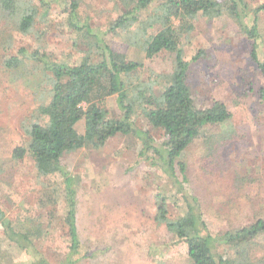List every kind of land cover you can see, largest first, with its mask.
Wrapping results in <instances>:
<instances>
[{
    "label": "rangeland",
    "instance_id": "rangeland-1",
    "mask_svg": "<svg viewBox=\"0 0 264 264\" xmlns=\"http://www.w3.org/2000/svg\"><path fill=\"white\" fill-rule=\"evenodd\" d=\"M32 1L40 5L39 0ZM72 1L47 0V15L37 19L29 35L14 29L13 54L25 48L47 54L50 61L76 63L74 43L80 35L68 26L65 10ZM163 1L155 0L152 8ZM244 1L251 9L264 5V0ZM45 11L41 9V14ZM78 13L81 23L100 33L114 51L142 64L136 83L158 81L163 86L173 74L174 54L164 52L147 59L143 50L130 45L128 33L111 31L120 16L115 0H79ZM148 16L144 13L141 21ZM247 21L250 27L257 22V44L228 15L214 19L199 15L193 32L181 39L187 61L203 53L198 62H192L189 79L196 106L208 108L219 101L233 115L223 125L205 128L182 157L189 180L183 190L198 199L203 220L215 237L264 219V79L252 57L255 47L258 60L264 63V12ZM3 56L8 53L0 51V207L16 233L30 234L37 254L24 251L0 224V264L43 259L46 264H64L69 251L64 178L60 174L42 178L29 159H13L14 150L29 143L24 124L35 121L42 93L34 96L23 77L12 80L3 68ZM103 106L112 117L120 115L115 96ZM136 122L162 141L161 133L139 114ZM84 126V121L77 125L80 134ZM140 149L135 137L118 135L99 149L85 148L64 158L75 179L82 243L75 264H190L187 245L173 244V235L155 222L162 198L172 220L184 215L180 190L159 168L140 159ZM246 249L247 256L242 258L237 249L223 242L217 245L218 253L236 264H262L264 236Z\"/></svg>",
    "mask_w": 264,
    "mask_h": 264
},
{
    "label": "trees",
    "instance_id": "trees-1",
    "mask_svg": "<svg viewBox=\"0 0 264 264\" xmlns=\"http://www.w3.org/2000/svg\"><path fill=\"white\" fill-rule=\"evenodd\" d=\"M154 1L115 0L120 16L112 24L111 31L128 33L130 45L143 50L147 59L164 52L175 55L174 72L166 78L163 86L158 81H134L142 64L114 51L100 33L81 23L79 0H73L69 8L65 7L68 26L80 35L74 43L78 51L76 63L50 61L48 55L39 50L22 48L13 54L12 31L15 29L22 35H29L37 19L47 15L50 3L47 0H39L40 5L32 0H0V51L8 53V57L3 56V68L12 80L23 77L27 86H32L34 96L42 93L43 97L35 112V121L24 124L29 143L26 147H17L13 159H29L42 178L57 174L64 178L68 209L65 224L69 242L64 264L79 262L75 258L82 247L75 210V179L64 165V158L85 148L99 149L118 135L135 137L141 144L140 159L159 168L178 186L185 204L184 215L172 220L166 199L162 198L155 222L158 226L164 225L173 235V244L182 242L187 245L190 264H236V261L219 254L217 245L223 242L237 249L240 257L246 258V246L264 236V219L221 237L213 236L203 220L198 199L183 190L189 181L183 154L205 128L223 125L231 121L233 115L219 101L208 108L196 106L189 79L192 62H198L203 53L189 62L181 46L182 37L193 32L199 15L209 19L228 15L257 44V22L250 27L247 20L264 12V5L251 9L244 0H164L153 9ZM41 9L46 11L41 14ZM144 13L149 16L142 22ZM175 20L178 25L174 24ZM152 30L156 32L150 33ZM252 57L264 79V63L258 60L255 47ZM114 96L120 112L117 117H112L103 106ZM261 97L264 99V88ZM138 114L161 133V142L138 125ZM82 121L85 128L80 134L76 127ZM0 224L6 226L9 238L24 251L30 252L31 249L37 254L30 234L16 233L1 207ZM23 240L24 245L20 243ZM23 264L46 263L43 259L40 263Z\"/></svg>",
    "mask_w": 264,
    "mask_h": 264
}]
</instances>
